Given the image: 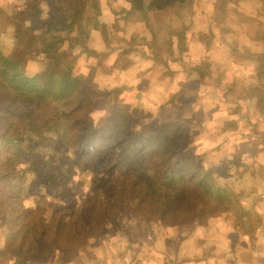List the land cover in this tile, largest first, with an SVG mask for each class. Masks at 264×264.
I'll return each instance as SVG.
<instances>
[{"label":"trees","instance_id":"1","mask_svg":"<svg viewBox=\"0 0 264 264\" xmlns=\"http://www.w3.org/2000/svg\"><path fill=\"white\" fill-rule=\"evenodd\" d=\"M62 1L64 0H46L47 6H52L55 16L49 24H54L53 29L59 31L58 24H63L66 13L72 12L74 15L71 22L65 26L68 27L69 34L76 32L70 37L71 45L75 46L76 39L84 36V31L82 26L74 27L73 23L79 19L80 12L90 6L89 2L92 0H68L66 13L58 7ZM172 1L175 0H147V6L160 9ZM186 1L188 0H177L178 4ZM41 2L44 3L45 0H25L22 4L6 7L7 9L0 5V21L6 22L7 18L13 34V44L8 53L3 51L0 38V105L58 104L60 109L64 110V115L71 117L68 127L73 133L74 149L87 153L90 161L102 159V162L106 163L107 158L111 156L106 165L113 174L111 185L100 184L99 188L107 194L101 207L105 205L111 211V222L118 224V235L127 234V228H123L121 218H129L139 225H144L149 221L146 215L155 213L160 214L161 224L172 238L178 234L181 224L183 227H180V232L187 226L196 227L209 218L220 215L231 216L239 224L249 221L250 208L242 204L241 189L238 190L233 182L229 186L220 183L217 180L218 175L210 173L209 158L213 150H192L190 143L200 128L199 124L190 126L173 117H158L164 106L174 102L172 99L166 100L151 111L144 101L134 94L129 101V113L122 110L113 111L114 117L116 116L113 121L116 125L114 128L106 127L103 134L97 133L99 130L95 131L101 129L102 125H95L96 118L92 117L91 110L93 101L89 109H85V104L89 103L81 96L85 92L81 89L82 76L78 77L79 73L75 72V62L61 66L60 62L53 59L52 49L63 40L60 33L52 45L41 47L37 43L36 35L31 31L28 22H40L46 17ZM96 6L98 7L95 4ZM95 18L94 14L93 20ZM102 38L105 40L107 36L103 33ZM256 40L264 42V30H257ZM84 51L80 49L74 57ZM229 52L235 55L233 49ZM255 57L258 76L264 80V53ZM32 62L36 63L34 68L31 67ZM257 91L254 105L259 111H263L264 83L259 85ZM104 93L107 94L106 91ZM70 102L73 108L67 111ZM3 117L4 114H1V125L5 121ZM45 118L46 114L39 122H43ZM27 132L30 133V130L27 129ZM9 141L13 142V139ZM90 147L92 150H85ZM14 149L29 153L32 156L31 163L43 162V154L37 152V149L27 151L18 143ZM126 162L133 164V169L116 172ZM221 175L231 180V175L226 170ZM49 177L52 179L54 176ZM56 190L62 191L61 187ZM3 202L0 197V215L7 219L2 221L5 227V245L0 254L7 258L21 255L24 260L38 261L50 255L56 247H72L86 218V209L82 205L73 212L77 215L73 216L75 220L69 219L66 222L62 215L46 221L41 215L34 218L30 209L10 206L5 210ZM88 216H91V222L98 221L94 215ZM34 219H37L38 223H35ZM245 230L250 229L245 226Z\"/></svg>","mask_w":264,"mask_h":264},{"label":"crops","instance_id":"2","mask_svg":"<svg viewBox=\"0 0 264 264\" xmlns=\"http://www.w3.org/2000/svg\"><path fill=\"white\" fill-rule=\"evenodd\" d=\"M101 3L107 4V7L111 5V45L109 40L102 38L103 33L109 31L107 21L97 12L92 31H97L99 37L89 48L93 51L97 47L104 55L111 56L109 77L112 99H122L129 103L132 95L136 94L151 111L172 99L174 102L164 106L159 113L172 106L168 111L173 119L190 126L198 123L200 128L197 131L204 133L215 130L217 135H223L221 140L217 139L218 147H230L233 136L244 132L246 136L253 131L264 133V110L259 111L254 105L259 85L264 83L258 76L255 57L264 53V42L256 40L257 30H264V0H188L182 4L175 0L160 9L148 7L147 0H102ZM186 4L190 21H181V29H170L174 26L172 22L182 20L180 11ZM162 27H167L166 33L160 31ZM8 36L12 47L13 34L10 27L0 32L3 45ZM230 49L235 51V55L230 54ZM84 52H80L79 57ZM79 64L76 62L77 66ZM160 117L164 118L165 115ZM210 124L215 126L214 129L209 127ZM263 142L261 138L257 140L260 146H264ZM245 160H240V165ZM257 164L256 172L240 175L229 173L231 180H236L237 186L243 188L242 204L250 208L249 221L239 224L231 216L220 215L209 218L201 225L204 229L196 234V241L190 240L188 233L185 239L195 244L191 248L194 254L198 249V258L205 257L202 250L208 242L220 244L227 241L233 252L239 239L243 238L248 245L244 249L252 257L253 264H264V159L258 160ZM254 183L258 186L256 191L251 189ZM248 185L252 187L245 188ZM1 225L2 219L0 233L3 234ZM245 226L250 230H245ZM139 227L146 232L147 227ZM126 228L129 233V228ZM166 235L169 239L146 236L143 246L152 247L162 239L164 244L172 243L178 236L172 238ZM117 237L121 238V242L111 248V264H149L147 258L151 255L148 253H143L140 256L142 258L137 259L139 251L129 234ZM255 238L257 242L253 241ZM4 245L5 238L0 236V250ZM166 250L168 248L159 252L160 257L152 255L149 259L157 264H173L166 257ZM180 253L183 255L181 250L178 251ZM231 255L232 258L225 253L214 255L205 263L233 264L236 262L235 251ZM194 260L186 258L176 262L195 264ZM23 261L36 262L30 259ZM62 264L74 263L67 260L65 263L64 260Z\"/></svg>","mask_w":264,"mask_h":264},{"label":"rangeland","instance_id":"3","mask_svg":"<svg viewBox=\"0 0 264 264\" xmlns=\"http://www.w3.org/2000/svg\"><path fill=\"white\" fill-rule=\"evenodd\" d=\"M8 1V2H4ZM25 0H0V5L3 9L8 7H14L16 5L22 4ZM38 1V0H37ZM99 1V2H97ZM102 0H92L89 2V7L82 10L79 14V19L73 23L74 27L82 26L83 35L76 39L75 46L71 45V38L76 32H69L65 26L66 23H70L73 17L72 12L70 14L66 13L65 6L68 0L62 1L58 4L60 10L66 13V19L63 24H58L59 31L53 29L54 24H49L54 18L52 6H47V2H41L43 11H45L46 17L40 22H28L31 26V31L37 37V43L41 47L50 46L53 44L55 37L60 33L63 38L62 41L58 42L54 49H52L53 59L60 62L61 66H65L68 62L80 63L79 66L76 65L75 72L78 77L80 76L82 83L81 89L85 92L81 96L83 100L89 104H85V109H87L90 103L91 110H93L92 117L96 118L95 125L101 126L95 131L99 130L97 133L103 134L104 129L114 128V110H122L129 113L130 107H127L129 103H125L122 99H112L111 98V56L104 55L100 50L91 51L89 47H92L93 42H97L99 33L95 32L93 28V17L96 12L100 14L102 19H105L108 33H105L107 40H109L111 45V5L102 4ZM111 1V0H106ZM58 3V2H57ZM101 7H100V5ZM95 4L98 7H95ZM7 7V8H6ZM99 10V11H98ZM182 20L172 22L174 26L170 29H181L179 23L181 21L187 23L188 12L187 4L181 9ZM55 17V16H54ZM0 21V32L6 28H11V25ZM47 21V22H45ZM47 23V25H46ZM97 25V24H96ZM109 26V27H108ZM162 27L160 31L166 33L167 27ZM88 31V34H85ZM91 33V34H89ZM6 38V42L3 45V50L5 53L10 52V40ZM66 38V40H65ZM83 42V43H82ZM105 44V42H103ZM107 44V43H106ZM80 49H84V55L79 57V54L74 57ZM94 53V54H93ZM122 61V60H120ZM36 63L32 62L31 67L34 68ZM106 91L107 94L104 92ZM105 94L102 96V94ZM150 105H153L151 101H148ZM156 102V101H153ZM61 105L63 103H60ZM70 107H67V111L73 108V104L68 103ZM155 104V103H154ZM168 107L161 114L168 118L172 117ZM243 108V107H242ZM89 109V108H88ZM11 112L7 114L6 112ZM66 111V110H65ZM62 112V113H61ZM4 114V122L0 123V197L3 198L5 204V210L8 207H20L23 209H30L34 218L41 215L45 217V220H52L59 218L62 215L63 219L67 222L69 219L75 220L74 217L77 215L73 213L77 207L83 206L86 209L84 215L86 218L83 220V224L80 227V234L76 236L77 240L67 250L60 251L59 247L54 248L50 255L44 256L41 260L36 262H24L21 255H16L7 258L5 255L0 254V262L5 264H62L66 260L69 263L74 264H111V248L115 247V243L120 244L121 238L118 235V224L111 222V211L107 206L101 207L102 203L106 200V195L102 189L99 188L100 184H110L111 169H108L109 159L107 162H102V159H97L90 161L86 156L87 153L79 152L74 149L75 141L72 140L73 133L69 129L68 124L70 121V116L64 115V110L60 109V106L56 104L53 105H43L34 104L30 106L27 104L19 105H0V115ZM46 114V118L43 122H39L41 117ZM73 115V114H72ZM74 116V115H73ZM131 121V119H130ZM135 122V121H133ZM126 126V124L124 125ZM78 128V125H76ZM75 127V128H76ZM211 129H214V125L210 124ZM234 127V126H233ZM88 128V127H87ZM30 130V133L27 132ZM194 138L191 140V148L193 151L199 152L206 149L207 146H213L211 149L213 153L209 158V169L210 173H215L218 175L217 179L220 183L229 186L230 183H234L238 189H242L241 186H237V181L227 180L222 177V172L226 170L227 173H232L235 175H240L250 171L256 172L259 164L258 160H262L264 155V146H260L257 143L258 139L264 141V133L259 131V133L253 131L248 136L246 132L244 134H239V136H233L230 141V147L227 145L225 147L216 146L217 139L221 140L223 135H217L215 130L196 131ZM95 133V132H94ZM29 135V136H28ZM215 136V137H214ZM15 138L20 139L19 141ZM13 139L12 141H9ZM213 140V143H212ZM247 140V142L245 141ZM216 142V143H215ZM254 142H256L254 144ZM261 142V141H260ZM22 145L27 151L31 149H37V152L43 154V162L41 164L31 163L32 156L29 153H22L14 149L16 144ZM231 143H234L233 145ZM264 143V142H263ZM118 147L119 143L117 142ZM245 145L247 147H245ZM85 150H92L91 147ZM36 151V150H35ZM255 153H253V152ZM114 155V152H113ZM244 163L240 165V160L245 159ZM259 158V159H258ZM32 165H35L33 168ZM126 169H133V164L126 162L125 165L120 166L116 170L121 172ZM115 172V171H114ZM209 174V170H207ZM53 175L52 179L49 177ZM114 179L116 177H113ZM228 181V182H227ZM61 190H56L60 188ZM251 185L245 186V188H251ZM258 186L256 183L253 184L251 189L256 191ZM258 189V188H257ZM260 193L262 191L258 190ZM46 192V193H45ZM68 192V193H67ZM66 193V195L64 194ZM249 204V203H248ZM100 210V211H99ZM94 215L98 221L91 222V216ZM102 214V215H101ZM74 216V217H73ZM79 217V216H78ZM77 217V219H78ZM160 214H147L146 218L149 219L144 226L147 227L146 232L141 231L138 223L129 218H121L122 226L128 227L129 234L132 241L136 243V248H138V253L136 254L137 259H140L143 253H148L149 255H155L160 257L161 253L164 252L163 248H168L165 252L166 257L173 264L178 261L185 260L186 258L195 259V264H203L207 260L211 259V256L219 255L225 253L228 257L232 258L231 253L235 251L234 258L236 262L233 264H253L251 261L252 257L249 252L244 249L247 247V243L243 238H240L237 247L232 252L229 248L227 241L224 243L215 242L214 244L208 242L205 248L202 250L205 257H199L198 249L196 254L192 252L193 243L189 241L193 239L196 241V234L199 230L204 229L201 225L187 226L182 232H180V227H178L176 239L171 243L164 244L163 239L155 242L154 246L149 247L143 246L146 236H156L166 238V229L161 225ZM7 220L4 215H0V220ZM128 219V220H127ZM38 223L37 219L33 220ZM159 223V224H156ZM201 226V227H200ZM2 229L5 227L3 223L1 225ZM121 227V226H120ZM160 228V229H159ZM190 233L189 241L185 237ZM0 236L5 237L3 232ZM215 236V235H214ZM167 239H169L167 237ZM230 239H232L230 237ZM207 240V239H206ZM205 240V241H206ZM162 241V242H161ZM184 241V242H183ZM257 242V238L253 239ZM245 242V243H244ZM138 243V244H137ZM253 243V242H252ZM247 245V246H246ZM73 248V249H72ZM181 250L183 255L178 251ZM264 250V247L263 249ZM66 251V252H65ZM201 255V254H200ZM148 256L149 264L153 263ZM177 264V262H176ZM183 264V262L179 263ZM207 264V263H205Z\"/></svg>","mask_w":264,"mask_h":264}]
</instances>
